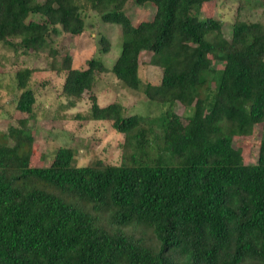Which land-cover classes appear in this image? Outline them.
Masks as SVG:
<instances>
[{
  "label": "trees",
  "instance_id": "obj_1",
  "mask_svg": "<svg viewBox=\"0 0 264 264\" xmlns=\"http://www.w3.org/2000/svg\"><path fill=\"white\" fill-rule=\"evenodd\" d=\"M128 1L152 3L153 17L134 26ZM217 1L0 0V45L15 53L44 51L59 32L81 35L87 10L118 25L123 42L110 68L94 55L80 69L62 61L64 94L79 98L110 72L164 108L142 121L90 95V118L135 143L131 162L119 165L78 166L74 150L59 147L48 166H33L20 157V129L10 127L15 143L0 148V264H264V24L235 19L229 44L216 45L210 36L221 22L202 19L201 8ZM98 43L101 54L110 51L104 36ZM143 52L162 70L158 85L139 77ZM32 73L14 74L15 108L27 115ZM207 83L218 85L209 115L173 111ZM257 125V161L245 164L233 138Z\"/></svg>",
  "mask_w": 264,
  "mask_h": 264
},
{
  "label": "rangeland",
  "instance_id": "obj_2",
  "mask_svg": "<svg viewBox=\"0 0 264 264\" xmlns=\"http://www.w3.org/2000/svg\"><path fill=\"white\" fill-rule=\"evenodd\" d=\"M124 12L136 26L141 21L150 20L155 7L149 2L140 6L128 1ZM99 13L102 14L103 10ZM207 17L221 22V30L212 33L210 40L216 45L225 46L230 42L235 19L264 24V0L207 2L202 5L201 18ZM30 19L40 21L41 17L31 15ZM84 19L85 30L81 35L59 32L51 36L46 50L38 53H15L0 45V148L4 141L9 145L15 143L14 138L8 135L9 128H19L20 157L33 166H48L59 147L73 149L78 166L89 165L97 159L112 165L131 162V154L136 151L134 141H127L123 134L117 133L110 121L90 118V95H93L99 106L116 105L124 116L137 115L142 121L157 118L164 109L149 103L141 91L129 89L110 72L98 75L92 90H84L79 98L64 94L65 72L61 70L62 61L70 58L72 68L80 69L94 55L110 68L121 50L123 39L118 25L103 22L100 14L92 10L85 12ZM101 36L110 44V51L104 55L99 52L98 41ZM50 47L55 50L54 56L48 54ZM151 58L152 53H141L139 77L144 83L158 85L162 70L152 64ZM214 64L217 68L223 66L219 61H214ZM22 68L33 70L29 86L35 95V105L31 115L15 108L19 91L14 74ZM217 86V83H207L191 92L187 102H177L173 111L182 119L196 114L209 115ZM20 120H25V130L19 125ZM261 134V126L257 125L252 135L233 138V145L241 149L245 164L256 163ZM137 156L138 159H144V156ZM152 158L154 154L147 155L144 160Z\"/></svg>",
  "mask_w": 264,
  "mask_h": 264
}]
</instances>
